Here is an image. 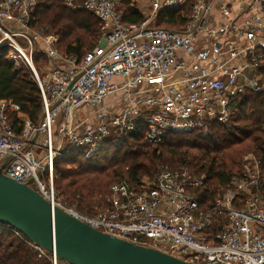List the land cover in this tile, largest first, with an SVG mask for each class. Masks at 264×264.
<instances>
[{"label": "built area", "instance_id": "2783aa9c", "mask_svg": "<svg viewBox=\"0 0 264 264\" xmlns=\"http://www.w3.org/2000/svg\"><path fill=\"white\" fill-rule=\"evenodd\" d=\"M142 1L146 17L129 25L120 0H63L69 11L101 23L97 45L78 57L59 52L53 37L31 25L39 0H0V48H7L9 63L29 70L42 102L33 124L18 106L0 100L2 173L52 208L133 245L190 264H264V197L258 194L264 177L254 155L243 157L241 177L206 211L196 196L205 175L185 166L159 167L138 185L114 184L94 215L57 195L59 160L89 159L106 141L119 147L138 129L151 146L168 137L207 139L213 125H227L240 98L264 94V0ZM189 4L182 30L155 25L160 11ZM34 56L45 63L36 66ZM0 229L46 254L15 230Z\"/></svg>", "mask_w": 264, "mask_h": 264}, {"label": "trees", "instance_id": "16d2710c", "mask_svg": "<svg viewBox=\"0 0 264 264\" xmlns=\"http://www.w3.org/2000/svg\"><path fill=\"white\" fill-rule=\"evenodd\" d=\"M121 2L123 23L135 25L143 21L132 0ZM190 7L189 4L183 9L160 11L155 16V25L166 30H182L187 23L183 15L190 13ZM85 13L69 11L63 0H39L31 25L43 28L45 34L55 35L59 52L81 57L97 45L95 38L98 39L102 31L101 23L93 16L95 22L89 21ZM87 37L91 38L88 43ZM7 51L6 47L0 48V100L11 101L19 107L21 114L36 124L42 116L38 87L28 69L16 68L6 60ZM34 63L39 66L45 62H39V57L34 56ZM263 124L264 94H246L238 101L227 125H213L207 139L195 135L168 137L162 144L151 148L138 129L119 147L111 140L106 141L103 149L89 159L76 154L57 161L54 186L58 196L68 205L90 213L94 210L92 202L96 196L103 198V207L110 187L123 179L131 185H138L141 178H150L158 165L169 166V169L185 166L194 176L205 175L204 187L196 196L201 209L206 211L212 201L229 188L233 178L241 177L240 160L244 155L252 154L260 161L264 177ZM19 131L20 127H17ZM258 194L264 197V184ZM238 205L239 202L234 203L235 207ZM0 264L51 262L48 253L39 256L12 233L0 229Z\"/></svg>", "mask_w": 264, "mask_h": 264}, {"label": "water", "instance_id": "95a60500", "mask_svg": "<svg viewBox=\"0 0 264 264\" xmlns=\"http://www.w3.org/2000/svg\"><path fill=\"white\" fill-rule=\"evenodd\" d=\"M4 166L0 168V225L15 230L58 261L64 264H190L88 227L62 210L52 208L26 185L4 176Z\"/></svg>", "mask_w": 264, "mask_h": 264}, {"label": "rangeland", "instance_id": "374dc122", "mask_svg": "<svg viewBox=\"0 0 264 264\" xmlns=\"http://www.w3.org/2000/svg\"><path fill=\"white\" fill-rule=\"evenodd\" d=\"M120 1H122V0H120ZM132 4L135 6V7H137V5H138V2L136 1V0H132ZM120 11H122L123 10V4H122V2H121V6H120ZM80 12V11H79ZM187 15H189V13L188 14H184L183 15V17L185 18ZM89 21H91V22H95V20L92 18V16H90V15H88V14H86L85 13V15H84ZM45 33V32H44ZM46 36H51V37H53L55 40H56V45H58V39H57V37L55 36V35H53V34H51V33H46L45 34ZM101 35V34H100ZM100 35H99V37H98V39H97V37L95 38V41H96V44L98 43V41H99V38H100ZM91 41V38L90 37H87L86 38V42L88 43V42H90ZM150 147L151 148H154V146H151L150 145ZM134 149V148H133ZM250 155H252V154H250ZM245 156H247V155H244L243 157H245ZM243 157L241 158V160H240V173H241V170H242V162H243ZM159 167H164V168H168L169 169V166H166V165H158L156 168L158 169ZM157 169L155 170V171H157ZM154 173V172H153ZM152 173V174H153ZM149 178V177H148ZM147 177H143V178H141L140 179V182H142V181H146L147 179H148ZM125 179H123V180H121V181H124ZM121 181H119V182H121ZM119 182H117V183H119ZM116 184V183H115ZM57 195H58V193H57ZM60 199H62V198H60ZM102 201H103V198L100 196V195H97L96 196V198L93 200V202H92V204L94 205V210L92 211V212H90V213H88L87 211L86 212H80V211H78L79 213H81V214H83V215H87V216H89V215H94L98 210H100V208L102 207ZM75 207V206H74ZM76 209V208H75ZM92 213V214H91Z\"/></svg>", "mask_w": 264, "mask_h": 264}, {"label": "crops", "instance_id": "0c3cea01", "mask_svg": "<svg viewBox=\"0 0 264 264\" xmlns=\"http://www.w3.org/2000/svg\"><path fill=\"white\" fill-rule=\"evenodd\" d=\"M136 1L138 2L136 9L142 14L143 18L146 17L148 12L147 4L142 0ZM235 3H237V0H232V4L234 5Z\"/></svg>", "mask_w": 264, "mask_h": 264}]
</instances>
